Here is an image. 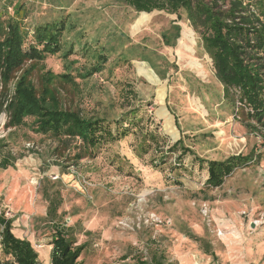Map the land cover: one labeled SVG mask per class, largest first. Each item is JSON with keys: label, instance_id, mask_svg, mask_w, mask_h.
<instances>
[{"label": "rangeland", "instance_id": "obj_1", "mask_svg": "<svg viewBox=\"0 0 264 264\" xmlns=\"http://www.w3.org/2000/svg\"><path fill=\"white\" fill-rule=\"evenodd\" d=\"M60 1L74 19L66 34L74 53L39 62L36 88L42 73H65L75 60L73 83L55 81L65 106L108 121L127 114L122 127L129 132L74 162V145L60 154L57 141L28 125L6 128L8 116L0 112V160L10 157L11 164L0 167V216L12 221V233L31 243L42 264H49L56 225L74 245H85L83 264H136L154 254L163 264H264V127L246 120L247 107L223 97L197 34L184 19L136 13L113 0ZM24 2L29 22L58 12L57 0ZM173 22L180 33L170 47L161 35ZM97 51L107 57L101 71L80 78L77 69L96 65ZM149 132L158 145L149 142L144 153L139 143ZM179 139L190 151L181 161L182 150L170 149ZM238 154L256 160L208 188L206 164L197 159Z\"/></svg>", "mask_w": 264, "mask_h": 264}, {"label": "trees", "instance_id": "obj_2", "mask_svg": "<svg viewBox=\"0 0 264 264\" xmlns=\"http://www.w3.org/2000/svg\"><path fill=\"white\" fill-rule=\"evenodd\" d=\"M57 1L59 15L49 20L29 22L32 13L24 0H0V112L8 116L6 128L28 125L35 133L57 141L62 147L60 154L74 145L72 160L77 162L92 156L102 144L123 139L129 132L122 127L128 115L108 121L65 106L55 81L73 83L69 71L77 64L75 60L68 62L65 73L54 75L48 70L42 73L39 88H36L32 77L39 62L47 56L61 54L68 58L74 53L73 41L66 40V34L75 27L74 19L70 12L65 13L68 3ZM113 1L136 13L158 12L174 15L177 20L184 19L199 37V43L211 61L214 76L222 86L223 97L233 100L239 107H247L246 120L264 127V0ZM179 33L180 27L173 22L170 30L161 35L164 45L172 47L174 43L171 41L178 39ZM95 55L98 59L96 65L77 67L80 78L101 71L107 57L98 51ZM139 60L147 62L160 79L166 78V71H160L155 62L143 56ZM129 115L134 117L135 110ZM2 142L0 139V149ZM149 142L158 145L157 136L152 132L145 133L139 149L146 153L151 148ZM178 147L182 150L178 157L181 161L182 156L190 151L183 148L181 139L170 149L175 151ZM9 158L0 160L1 168L11 165ZM254 159V154H238L221 161L197 160L200 165L206 164L207 187L218 188L235 169L247 166ZM0 226V248L4 257L0 264H42L31 243L12 233L11 220L0 216ZM74 244L75 241L56 225L49 243L50 264H83L79 257L85 245ZM162 258V255L154 254L150 261L138 259L136 264H163Z\"/></svg>", "mask_w": 264, "mask_h": 264}, {"label": "crops", "instance_id": "obj_3", "mask_svg": "<svg viewBox=\"0 0 264 264\" xmlns=\"http://www.w3.org/2000/svg\"><path fill=\"white\" fill-rule=\"evenodd\" d=\"M47 249H48L49 251H46V252H47V254H48V253H49V254H48V255L46 254V255H47V258L49 257V264H50V250H51V246H48ZM46 252H45V253H46ZM43 260H44V259H43ZM45 261H46V260H45Z\"/></svg>", "mask_w": 264, "mask_h": 264}, {"label": "built area", "instance_id": "obj_4", "mask_svg": "<svg viewBox=\"0 0 264 264\" xmlns=\"http://www.w3.org/2000/svg\"><path fill=\"white\" fill-rule=\"evenodd\" d=\"M160 222V221H159Z\"/></svg>", "mask_w": 264, "mask_h": 264}]
</instances>
